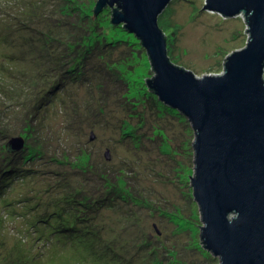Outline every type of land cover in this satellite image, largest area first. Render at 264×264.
I'll use <instances>...</instances> for the list:
<instances>
[{"label": "rangeland", "instance_id": "rangeland-1", "mask_svg": "<svg viewBox=\"0 0 264 264\" xmlns=\"http://www.w3.org/2000/svg\"><path fill=\"white\" fill-rule=\"evenodd\" d=\"M95 3L0 0V264H218L199 242L194 131L148 90L154 71L137 37L105 32L111 11L92 19ZM204 4L172 0L158 16L170 61L198 77L222 73L248 39L243 13ZM79 40H96V71L62 64ZM12 136L24 138L17 152ZM110 184L121 194L110 198ZM58 205L83 218L81 242L63 229L72 218L51 213Z\"/></svg>", "mask_w": 264, "mask_h": 264}, {"label": "water", "instance_id": "water-1", "mask_svg": "<svg viewBox=\"0 0 264 264\" xmlns=\"http://www.w3.org/2000/svg\"><path fill=\"white\" fill-rule=\"evenodd\" d=\"M170 1L96 0L91 17L112 8L111 22L146 49L154 71L148 87L194 131L191 185L201 245L218 264H264V0H205L206 10L224 17L243 13L248 39L224 58L222 73L200 77L167 55L158 16ZM23 146L22 136L6 143L9 152Z\"/></svg>", "mask_w": 264, "mask_h": 264}, {"label": "trees", "instance_id": "trees-1", "mask_svg": "<svg viewBox=\"0 0 264 264\" xmlns=\"http://www.w3.org/2000/svg\"><path fill=\"white\" fill-rule=\"evenodd\" d=\"M105 8H109L110 9V11H111V15L109 16V20L107 19L106 20V22L104 23V27H106L107 28V30L105 31V32H107L108 34H110V32L112 31V30H115V29H118V30H121V31H123V32H125V33H128L127 32V30L124 28V26L122 25V24H113L112 22H111V17H112V8L111 7H109L108 5L106 6V7H104L103 9H105ZM95 11V8H93V10H92V12H94ZM93 37V36H92ZM165 37H166V35H165ZM136 38V37H135ZM95 39V38H94ZM138 39V38H137ZM139 40V39H138ZM89 41V40H88ZM95 41L96 40H94L92 43L90 42H86V44H80V40H79V42H78V44L76 45V46H74V45H72V46H69L67 49H65V55H63L62 56V58H65V60H62L61 62H62V64H67V65H69V66H71V69H72V71L73 72H76V71H78L77 70V68L78 69H80V68H82V71H81V74L84 72V70L87 68V67H89L91 64H92V62H93V55L95 54V52L97 51V50H99L100 48H99V46H97L96 44H95ZM121 41V40H120ZM92 54V55H91ZM70 59V61H68L67 59ZM89 62V63H88ZM92 66V68L94 69L95 68V71L97 70V67H98V65L97 64H95L94 63V65H91ZM67 70H69V69H67ZM117 78V77H116ZM146 81H147V79H146ZM147 83V82H146ZM149 88V87H148ZM150 92H152V93H154L153 92V90H151L150 88L148 89ZM155 94V93H154ZM161 108L165 111V112H168V111H170V113H172V114H174L175 113V110L174 109H172V108H170V106L169 107H167V106H165V105H161ZM179 116H181V117H183L180 113H177ZM184 118V117H183ZM190 143H192V141L190 142ZM193 161V160H192ZM91 172H93L94 173V170H92ZM100 178H103V177H100ZM109 186V188H113V189H109V191H107V194H109V196H110V198L111 197H114V196H116L114 193H116V194H121V191L119 190V187L118 186H116L115 185V187H116V189H115V187L113 186V185H108ZM35 198H37V197H35ZM87 198V197H86ZM132 198H133V196H132ZM135 198V197H134ZM28 199V198H27ZM66 199H67V205H69L70 206V204H73V200H74V198H73V195L71 194V195H69L68 197H66ZM100 199L101 198H97V199H90L91 200V204L92 205H95L96 203H98L99 201H100ZM29 200V199H28ZM62 200L64 201V199L62 198ZM81 201H79L82 205H84V203H85V199L83 198V199H80ZM88 203H90L89 202V200H87V204ZM66 205V204H65ZM65 205H63L62 206V208L58 205V207L54 210V211H52L51 213H54V214H58V215H60V217H67V218H72L73 220H74V224L73 225H71L72 226V228H69V229H66V228H63V229H65V231H67L68 232V234H69V236H68V238L69 239H72V241L74 242V244L75 243H78V242H81L82 240H83V238H84V236H82V235H80L81 234V232H80V230H82V228L81 227H77V224H78V220L79 219H83V218H81V217H79V214L78 213H76L75 211L71 214L70 212H68L67 210H70V209H72V208H67V206H65ZM28 206V205H27ZM60 209V210H59ZM76 209H78V210H80L81 212H84V209L83 208H77L76 207ZM44 212H46L45 210H43ZM80 216H81V214H80ZM41 224V220H40V222H38V224H34L32 227H34V228H36V227H41L42 228V225H40ZM62 226H65V225H63V224H60V225H58L57 223H54L53 224V229H57V230H60L61 228H62ZM39 227V230L36 228V233H41L42 232V230H41V228ZM62 231V230H61ZM93 235H96L97 236V231L95 232V231H90ZM78 241V242H77ZM86 241V240H85Z\"/></svg>", "mask_w": 264, "mask_h": 264}]
</instances>
